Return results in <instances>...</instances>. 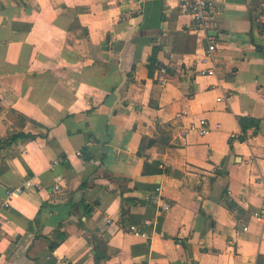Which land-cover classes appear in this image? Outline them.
<instances>
[{"label":"crops","instance_id":"0c3cea01","mask_svg":"<svg viewBox=\"0 0 264 264\" xmlns=\"http://www.w3.org/2000/svg\"><path fill=\"white\" fill-rule=\"evenodd\" d=\"M213 1L0 0V264H258L262 1Z\"/></svg>","mask_w":264,"mask_h":264},{"label":"built area","instance_id":"2783aa9c","mask_svg":"<svg viewBox=\"0 0 264 264\" xmlns=\"http://www.w3.org/2000/svg\"><path fill=\"white\" fill-rule=\"evenodd\" d=\"M179 8L182 12L188 13L192 16L195 25L200 31L206 32L210 26H211V11L214 7V1L213 0H177ZM261 4L263 5L264 0H261ZM217 49V43L213 40L210 41L209 46L206 50V58L210 59L211 61L215 60V51ZM161 73L166 72V69L163 67L160 70ZM200 74L202 75H215L216 74V68L210 67L200 70ZM211 131L210 127H207L205 125L202 126V128L199 130L200 134H206ZM23 192V189L21 187L16 188H9L6 191L7 198L3 202L4 206L9 205V200L15 196H18ZM258 215V212L256 213ZM247 229V227H245ZM135 230V228H134ZM136 233L138 232L135 230Z\"/></svg>","mask_w":264,"mask_h":264},{"label":"trees","instance_id":"16d2710c","mask_svg":"<svg viewBox=\"0 0 264 264\" xmlns=\"http://www.w3.org/2000/svg\"><path fill=\"white\" fill-rule=\"evenodd\" d=\"M259 26H260L261 32H262L261 35H264V21H260L259 22ZM157 65H158L157 59H156L155 55H153L151 57V59H150V62H149V68H150V73L151 74H152V72L154 70V67L157 66ZM240 123H241V126H242V133L238 136V139L245 140V133H246L247 129L249 128V126H251L252 124L259 125V120L258 119H254V118H240ZM17 137H19V135L18 136H13L11 140L13 141ZM233 139L234 138H232V140ZM58 236H60L59 237L60 240H59V242L55 241V240L54 241L52 240V242L50 244V249L51 250L55 249L59 245L60 241H62L65 238V235H58ZM263 259H264V256H260V258L258 260V264H262Z\"/></svg>","mask_w":264,"mask_h":264},{"label":"rangeland","instance_id":"374dc122","mask_svg":"<svg viewBox=\"0 0 264 264\" xmlns=\"http://www.w3.org/2000/svg\"><path fill=\"white\" fill-rule=\"evenodd\" d=\"M261 7H262V9H261V19H263L264 20V2H263V5H261Z\"/></svg>","mask_w":264,"mask_h":264}]
</instances>
